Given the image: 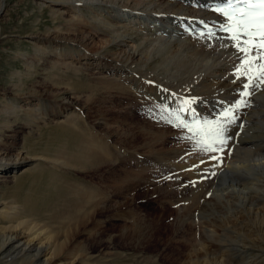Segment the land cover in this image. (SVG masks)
<instances>
[{
  "label": "rangeland",
  "instance_id": "obj_1",
  "mask_svg": "<svg viewBox=\"0 0 264 264\" xmlns=\"http://www.w3.org/2000/svg\"><path fill=\"white\" fill-rule=\"evenodd\" d=\"M3 2L0 0V102L6 96H16L24 109L17 114H0V136L3 146H13L12 154L34 160L16 172H0V203L18 205L34 223L55 231L63 250L78 256L77 264H211L220 257L227 264H256L259 257H255L254 249L234 251L235 244L225 247L215 237L214 245H206L209 250L198 248L204 241L196 228L178 217L179 203L192 192L188 184L193 175L224 164L220 151L206 155L202 149L199 152V146L193 149L196 138L189 139L192 134L176 127L169 110L165 112L155 103L128 92L107 91L103 83L97 95L88 97L92 79L82 80L71 68L53 66L55 56L42 55L41 61L31 42L32 33H44L46 26L60 23L55 22L47 5L37 0H6L1 9ZM136 18L126 14L122 22H137L134 27L143 32L150 31L147 26L155 28L143 26ZM61 29L75 34L69 23ZM23 54L41 61L32 75L27 73L31 67L20 56ZM231 55L239 54L234 50ZM234 70L232 67L230 74ZM82 84L89 86L88 92L80 91ZM63 91L70 95L69 101L58 95ZM127 100L134 101L136 107L129 109ZM169 119L173 123H168ZM234 128H227V137L242 140ZM184 146L186 150L180 148ZM213 155L221 156L217 160ZM179 161L186 163L184 168L190 170L187 173H192L191 177L175 171ZM194 166L198 168L194 170ZM200 200L203 203V197ZM189 203L198 208L196 198L185 201L186 206ZM210 210L209 206L200 207L194 211L197 215L193 220L202 219L200 213L213 216ZM262 237L264 242V233Z\"/></svg>",
  "mask_w": 264,
  "mask_h": 264
},
{
  "label": "bare ground",
  "instance_id": "obj_2",
  "mask_svg": "<svg viewBox=\"0 0 264 264\" xmlns=\"http://www.w3.org/2000/svg\"><path fill=\"white\" fill-rule=\"evenodd\" d=\"M2 1L5 3H2L1 9L5 8L6 4V0ZM37 1L47 5L55 22L57 20L60 22L54 27L46 26L47 31L44 33L31 34V42L41 61H43L42 55L55 56L53 66L71 68L80 73L82 80L92 79L91 95L88 94V97L97 95L99 85L103 83L108 87L107 91L115 90L118 94L128 92L166 108L169 113L190 107L201 120H214L225 110L231 109L234 121L227 123L226 128L234 126L242 140L235 141L229 136L228 138L227 131L225 133L227 143L222 145L220 151L224 164H220V167L214 171L211 169V172L198 171L193 175L194 180L189 181L188 184L192 192L190 191L187 200L196 198L197 209L209 206L212 210L211 214L214 212L213 216L200 213L202 219L195 222L192 216L197 209H193V204L190 203L186 206L187 200L183 202L182 199L181 203L176 201L180 206L178 217L182 223H188L192 228H196L198 237L204 241L199 243L198 248L209 250L206 245L213 244L217 238L220 239V245L235 244L234 251L239 248L241 251L242 248L254 249L256 253L254 255H258L255 257H259L255 263L264 264V242L261 240L264 233V83H261V79L264 77L257 75L255 67L251 70L245 67L243 71L249 73L253 79L247 89L250 95H242L245 91L244 85L249 83V75L237 73V69L241 68L243 54L237 51L234 42L228 44L231 40L230 34L220 30L221 25L227 23V19L216 11V8L223 4V0ZM126 14L139 18V23L143 26L149 25L155 28L147 26L150 31L143 32L144 29L134 27L137 22L132 23L129 19V22L124 23L122 20ZM147 17L150 18L149 22ZM63 22L75 28L74 35L63 32L64 28L61 29L65 25ZM205 26L212 28L215 35L210 38ZM203 29L205 31H202ZM202 32L205 35L201 36ZM234 50L239 55L232 56ZM252 54L256 55L255 52ZM20 56L25 57L24 59L29 62L31 70L27 73L32 75L41 61L37 63L39 58L30 59L25 54ZM260 63H264V60L257 61V64ZM232 67L235 70L230 74ZM235 79L236 81H233ZM87 87L89 86L80 85V91H87ZM64 92H59L58 95H64ZM6 97L7 99L0 102V114H17V110L24 109L16 96ZM68 98H71L70 95H64L62 100L69 101ZM131 100L125 102L129 105V109H134L136 104ZM186 100L193 103L185 105ZM241 100L245 103L238 108L235 107ZM181 116L186 120L191 118L187 111L182 112ZM3 144L4 140L0 136V172L3 173L1 175L10 171L16 172L17 168L23 167L24 164L29 165L34 160L33 157L12 154L13 146H3ZM197 147L198 145L193 149L197 150L199 148ZM180 148L187 149L185 146ZM199 149L201 152V148ZM161 152H153V154L158 155ZM182 153L184 154V151L181 155ZM207 153L210 155V152L205 154L208 155ZM218 156L212 157H217L218 160ZM182 163L178 167L176 165L175 171H181L180 176L182 174L189 176L187 171L190 170L184 168L187 166L185 162L184 165ZM197 168L196 166L193 169ZM208 168L210 169V166ZM191 176L192 173L189 177ZM207 186L210 187L206 191ZM202 197L203 203L200 200ZM4 204L0 203V264L78 263V256L74 251L63 250V242L55 231L45 229L46 226L42 228L43 226L37 224L38 222L34 223L18 205ZM66 256L69 259H65ZM214 260H221L222 263L227 264L222 257Z\"/></svg>",
  "mask_w": 264,
  "mask_h": 264
},
{
  "label": "snow or ice",
  "instance_id": "obj_3",
  "mask_svg": "<svg viewBox=\"0 0 264 264\" xmlns=\"http://www.w3.org/2000/svg\"><path fill=\"white\" fill-rule=\"evenodd\" d=\"M223 7L216 8V11L221 13L226 19L227 23L221 25L220 30L229 33V38L234 41V47L238 52L243 54L241 68L237 69L240 75H249V83L244 85L245 91L243 96H248L250 93L247 89L251 86L253 77L243 71L245 67L251 70L256 68L257 75L264 77V63L257 64V61L264 60V0H223ZM207 28V26H205ZM201 36L205 33H200ZM207 35L211 38L215 35L211 28H207ZM255 52L256 55L252 53ZM264 83V79H261ZM193 101H184L185 105H190ZM243 100L239 101L235 107H240ZM167 111V109H163ZM190 113V120L182 118V112ZM174 116L175 126L187 129L193 137L196 138L197 145L204 152L222 151L218 145H225L227 143L226 124L233 122L231 109L225 110L220 116L214 120H201L195 114L193 109L181 108L179 112L169 113ZM173 123L172 119L167 121ZM217 159V157H212Z\"/></svg>",
  "mask_w": 264,
  "mask_h": 264
},
{
  "label": "water",
  "instance_id": "obj_4",
  "mask_svg": "<svg viewBox=\"0 0 264 264\" xmlns=\"http://www.w3.org/2000/svg\"><path fill=\"white\" fill-rule=\"evenodd\" d=\"M20 168V167H19ZM19 168L16 169V171L20 170Z\"/></svg>",
  "mask_w": 264,
  "mask_h": 264
}]
</instances>
